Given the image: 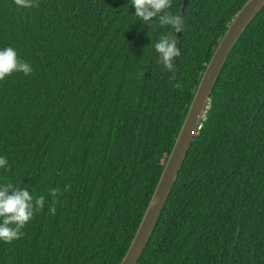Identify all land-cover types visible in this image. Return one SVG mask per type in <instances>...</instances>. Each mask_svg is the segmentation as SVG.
<instances>
[{
  "label": "trees",
  "instance_id": "1",
  "mask_svg": "<svg viewBox=\"0 0 264 264\" xmlns=\"http://www.w3.org/2000/svg\"><path fill=\"white\" fill-rule=\"evenodd\" d=\"M183 1L169 11L181 16ZM247 1L188 0L179 36L158 19L144 25L131 0H0V50L33 68L0 81V185L45 197L20 239L0 240V264H120L202 74ZM168 32L181 50L175 81L154 48ZM201 123L138 264H264V8Z\"/></svg>",
  "mask_w": 264,
  "mask_h": 264
},
{
  "label": "water",
  "instance_id": "2",
  "mask_svg": "<svg viewBox=\"0 0 264 264\" xmlns=\"http://www.w3.org/2000/svg\"><path fill=\"white\" fill-rule=\"evenodd\" d=\"M187 3L188 0L183 1L181 11L183 22ZM263 8L264 0H248L235 15L219 41L202 74L157 185L120 264H138L142 257L178 180L179 173L192 146L194 132L197 131L199 124L205 118L211 94L222 69L241 36ZM180 34L181 32H179V36Z\"/></svg>",
  "mask_w": 264,
  "mask_h": 264
},
{
  "label": "clouds",
  "instance_id": "3",
  "mask_svg": "<svg viewBox=\"0 0 264 264\" xmlns=\"http://www.w3.org/2000/svg\"><path fill=\"white\" fill-rule=\"evenodd\" d=\"M20 8L39 7V0H14ZM135 7V16L144 25H150L154 19H158L161 27H171L176 33L182 31L183 19L179 14H173L169 9L172 0H131ZM159 56L158 63L169 72H172L170 80H176L175 59L181 55L177 46V39L171 33L163 34L154 45ZM33 72L31 65L22 60L17 51L12 47L0 50V81H4L13 73H23L25 76ZM174 88L183 91V85L177 82ZM8 161L5 156H0V168L6 167ZM71 185H66L63 191H70ZM59 187L51 189L53 198L61 195ZM49 209L51 215L56 214L55 203ZM45 197H34L27 188H20L9 182L0 185V240L11 244L20 239L24 233L22 229L34 218L36 212L44 209Z\"/></svg>",
  "mask_w": 264,
  "mask_h": 264
},
{
  "label": "built area",
  "instance_id": "4",
  "mask_svg": "<svg viewBox=\"0 0 264 264\" xmlns=\"http://www.w3.org/2000/svg\"><path fill=\"white\" fill-rule=\"evenodd\" d=\"M201 127H202V123L199 124V126H198V128H197V131L194 132V136L198 133V131L201 129Z\"/></svg>",
  "mask_w": 264,
  "mask_h": 264
}]
</instances>
